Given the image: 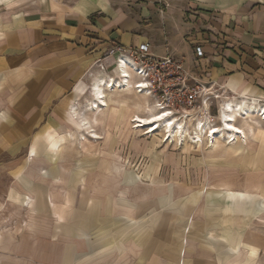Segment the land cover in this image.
I'll return each mask as SVG.
<instances>
[{
  "label": "crops",
  "instance_id": "0c3cea01",
  "mask_svg": "<svg viewBox=\"0 0 264 264\" xmlns=\"http://www.w3.org/2000/svg\"><path fill=\"white\" fill-rule=\"evenodd\" d=\"M143 44L156 57L184 61L213 88L264 98V0H0V264L7 251L8 264H260L264 162L251 164L253 154L236 153L232 167L176 160L167 176L157 170L156 182L129 184L117 165L124 141L97 125L109 143L63 150L61 184L75 188L74 202L69 195L72 205L63 206L67 220L5 208L8 202L29 212L24 200L10 197L23 185L19 177L54 182L40 170L50 163L32 164L41 158L30 156L45 154L44 140L68 129L72 103L86 102L90 78L109 71L120 48ZM86 152L102 162L89 164ZM229 189L254 195L234 202ZM75 213L85 224L70 234L65 226Z\"/></svg>",
  "mask_w": 264,
  "mask_h": 264
},
{
  "label": "bare ground",
  "instance_id": "6f19581e",
  "mask_svg": "<svg viewBox=\"0 0 264 264\" xmlns=\"http://www.w3.org/2000/svg\"><path fill=\"white\" fill-rule=\"evenodd\" d=\"M139 69L140 67L127 55L118 54L115 63H112V66L109 67V71L105 72L106 70L102 71V69L98 74L95 73L94 77H91V82L89 81L90 97L86 99V102L74 101L70 107V120L73 125L78 127L77 130L71 127L69 130H57L56 133L50 134L48 136V139L51 138L49 152L46 153L48 157L38 154V150L33 154L32 160L41 158L50 163L48 167L40 166L41 173L45 178L57 183L62 181L60 162H57V155L62 144L67 140L75 143L78 141L81 145H86L85 142L91 143V140L97 143L104 140L105 137L96 130L95 126L99 123V116L103 113L107 114V121L111 125L117 126L118 123L117 128H119L124 124L126 126L125 132L128 134L135 130L140 135L149 138V136L160 133L162 139L172 146H177L179 142L185 145L191 139H195L200 143L203 137L207 138L208 143L211 142L212 145H215L217 139L222 137L225 138V142L230 143L243 141L248 148L251 140L258 137L262 131L264 132V130L259 129L261 125L258 120L259 117L264 119V98L254 95L233 94L221 101L222 107L217 116L218 124H213L210 116L193 119V121L192 116L187 112L188 110L180 117L171 107L161 105L160 101L149 91L148 86L146 88L139 87L140 85H147L145 79H139ZM113 92L125 96L111 100L110 95ZM127 95L133 96V98L131 99ZM98 97L101 98L98 99ZM214 98L221 99V96L216 95L213 96ZM205 104L208 106L209 101ZM165 112L170 115L164 117L163 120L155 119ZM145 121H149V123H145ZM190 121L193 122L192 131L188 127ZM169 122H174L172 127L168 126ZM229 124L240 128L242 132L231 131ZM213 128L218 130V134L213 133ZM220 140L222 139L220 138ZM50 169L53 171L51 174ZM141 181L143 182V180H137L136 182L141 183ZM125 190H121V193ZM229 190L233 191L234 189ZM24 206L29 209V214L37 215L33 213L29 204H24ZM1 208L2 205H0ZM55 218L58 219L60 216L55 214Z\"/></svg>",
  "mask_w": 264,
  "mask_h": 264
},
{
  "label": "rangeland",
  "instance_id": "374dc122",
  "mask_svg": "<svg viewBox=\"0 0 264 264\" xmlns=\"http://www.w3.org/2000/svg\"><path fill=\"white\" fill-rule=\"evenodd\" d=\"M188 46V45H187ZM91 79V78H90ZM204 84H206L207 87H209L208 89H206L205 91H203L200 96H198L197 98V102L195 105L193 106H182V107H177V106H171L172 109L174 111L177 112V114L181 117V115L184 113H186L185 111H187L188 113H190V115L192 116V120H196L199 118H206V116H210L211 120H213V124H218V112H220L221 109V101L229 96H232L233 94L229 93V92H225V90L221 89L219 86H216L213 88V86L210 87V84L208 85L207 82H205ZM216 95H220L221 99L219 98H214L213 96ZM121 96H125L121 93H111L110 95V99H117ZM128 97L130 95H127ZM129 98H133V96H130ZM210 98V99H209ZM209 101V105L206 106L205 103H207ZM211 114V115H210ZM190 116V117H191ZM99 119V123L96 124L95 126L97 127V125H101L100 128L101 130L104 132H106V134L110 131V136L114 133L115 136L118 139V143H120L121 141H126L129 139V142L123 143L122 146L119 145L120 147L125 148L123 154L119 157V162L117 164L118 167L121 170L125 171V175H126V179L128 181L129 184H133L135 183L137 180H143V181H147L150 180L152 182H156L157 178H155L154 176H156L158 174L157 170L162 169L161 175L162 176H167L168 173V167L170 168L171 166L174 165V163H176V160H178L179 163H181L182 165H186L188 167H190L191 165H203L202 163L205 164L209 163L210 165H221L223 162L226 163L227 165H229L230 167H232L234 165V163L237 161V154L236 153H242V154H247V155H252L253 154V158L251 160V162L249 161V159H246V167H248L249 162L251 164H253L255 161L256 163H260V162H264V132L262 130H264V119H261L260 117L258 118V120L260 121V130L262 131L258 137H256L254 140H251L248 148L251 150V148H257L260 149V152H256V153H248V148L247 145L243 142V141H239L238 143H230V142H225V138L219 137L216 141L215 145H212L211 142L208 143L207 138L203 137L202 138V142L200 141L197 142V140L195 139H191V141L189 140L185 145H183L182 142H179L178 145L180 146H172L170 144H168L166 142V140L162 139V134H154V136H149V138H147L146 136L140 135L139 132L135 131L128 134L126 133V126L123 124L121 125L119 128H117L116 125H111L110 123H108L107 121V114H101ZM193 120V121H194ZM190 124H188V127L191 128V131L193 130L192 128V124L191 121L189 122ZM106 125V126H104ZM71 127L75 128L77 130V126L73 125L72 123L68 124V129L69 130ZM104 128V129H103ZM130 128V125H129ZM138 137H137V136ZM106 138V137H105ZM104 140H101L102 143L105 141L106 143H109L110 140H107V138ZM220 138L222 140H220ZM51 139V138H50ZM50 139H46L44 140L43 143V148H42V153L44 156H47L46 153L49 152V146H50ZM193 140V142H192ZM225 140V141H224ZM6 142H10V141H6ZM28 142H31V140H29ZM91 143H86V145H81L78 141L75 143L71 140H67L66 142H64L59 150V153L57 155V162H60V166H61V173H62V181L60 183H54L52 181H50L51 184L49 183H44L47 182L45 180H43L44 182H40L41 184H44L45 186H39L38 184L34 183L33 181H31L24 173L19 177V179L22 181L23 185L19 186H14L11 192V198H17V199H22L26 202V204L30 203L31 206L33 207L35 210V213L40 216H52L55 217V214H58L60 216V218L56 219L57 223H61L63 222V220H67V218H65V216L63 215V206H71V199L74 202V196L72 194V192L75 190L74 189H65L64 187H62V184H64V172L66 171L64 168V162L66 159V156H63V150L66 149L67 147H69L70 151L73 150L74 147H80L84 150H87L88 147L90 146H100V142L97 143L94 141H90ZM236 142V141H235ZM26 150V153L28 152V147ZM58 151V150H56ZM82 153V151H81ZM86 157L84 160H87L89 162V164H93V163H101L102 162V158L96 157V156H88L87 152L85 153ZM41 155V156H43ZM43 156V157H44ZM48 157V156H47ZM50 158V157H49ZM77 158V157H76ZM9 159V158H8ZM8 159H6L8 161ZM30 159H33V155L30 156ZM83 160V164L86 163L87 161ZM258 161V162H257ZM74 162V161H73ZM29 163V162H28ZM34 163H38V164H49L48 161H45L44 159H39L36 162H32V164ZM88 166V165H87ZM87 169H89V167H85ZM172 168V167H171ZM52 169V168H51ZM50 169V171L52 172V170ZM50 172V174H51ZM157 172V173H156ZM30 173V172H28ZM53 174V173H52ZM79 173H76V175ZM148 176V177H147ZM81 177V175H80ZM154 177V178H153ZM84 180V178L82 177V181ZM66 182V180H65ZM39 183V182H37ZM47 185V186H46ZM26 188V189H25ZM63 192H65V196H64V201H58V197L59 195H57V191L59 194H62V190ZM48 190H49V197H48ZM69 191V192H68ZM87 190H86V184H84V191L83 194H86ZM71 199H70V197ZM252 195H254L251 192H241V191H237V190H233L230 191L228 190V197L233 200L234 202H238L239 198L242 199H247V198H252ZM259 199L261 200L262 203V209L264 210V190L262 191V193L259 195L257 194ZM88 201L87 196H83L81 198V201L84 199ZM50 199V202L52 203V205L48 204L47 201ZM111 201V198H109L108 202ZM88 202H81V206L82 208H85ZM237 206L238 204L235 203ZM14 207V208H18L19 210H21L22 212L26 213L29 215V217L31 216L34 217L33 215L29 214V212L25 209V208H19V207H15L13 205H11L10 203L7 202V205H5V208H10V207ZM53 206V209L52 207ZM240 207H242V204H239ZM232 207V206H230ZM54 210V213H53ZM107 214H110L112 211L111 208V204L108 205L107 208ZM264 214V213H263ZM93 215V212L89 215L91 216ZM264 216V215H263ZM75 217L76 220L69 224L66 225L65 228L67 230L68 233L73 234V233H77V232H81L83 229V226L85 224V218L86 217H82L81 215H78L75 213ZM100 220L102 221V224L104 225V227L107 225L106 223L109 221V215H107L106 217H101ZM22 224L26 225V221L22 219ZM28 224V222H27ZM63 226V225H62ZM18 229V227H17ZM106 229V228H104ZM2 236V234H0ZM252 250V255H257V249L254 247H250ZM9 256L6 258L8 260L5 259V263L8 264L9 261H12V257L10 256L12 253L10 252H6ZM25 259H23L24 261ZM260 264H264V255L262 256V259L259 262Z\"/></svg>",
  "mask_w": 264,
  "mask_h": 264
},
{
  "label": "built area",
  "instance_id": "2783aa9c",
  "mask_svg": "<svg viewBox=\"0 0 264 264\" xmlns=\"http://www.w3.org/2000/svg\"><path fill=\"white\" fill-rule=\"evenodd\" d=\"M119 51L120 55H127L140 67L139 79H145L149 91L160 101L161 105L193 106L198 96L209 88L193 75L192 71L185 66L184 61L170 54L156 57L149 51V44L131 49L120 48ZM196 53L202 56L203 52L200 47H197Z\"/></svg>",
  "mask_w": 264,
  "mask_h": 264
},
{
  "label": "snow or ice",
  "instance_id": "6c2138e0",
  "mask_svg": "<svg viewBox=\"0 0 264 264\" xmlns=\"http://www.w3.org/2000/svg\"><path fill=\"white\" fill-rule=\"evenodd\" d=\"M125 75H127V73H125ZM140 87H141V88H146L147 85H140ZM101 97H102V94H101ZM101 97H98V99H100ZM169 115H170L169 113L165 112L162 116H157L155 119H157V120H163L164 117L169 116ZM230 119H231V117H230ZM145 123H149V121H145ZM173 123H174V122H169L168 126H169V127H172V124H173ZM229 128L231 129V131H234V132H236V133H241V132H242V130H241L240 128L234 127V126L231 125V124H229ZM213 133H214V134H218V130L215 129V128H213Z\"/></svg>",
  "mask_w": 264,
  "mask_h": 264
}]
</instances>
